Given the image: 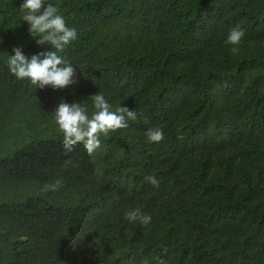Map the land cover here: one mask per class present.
<instances>
[{"label":"trees","instance_id":"obj_1","mask_svg":"<svg viewBox=\"0 0 264 264\" xmlns=\"http://www.w3.org/2000/svg\"><path fill=\"white\" fill-rule=\"evenodd\" d=\"M21 3L0 0V264H264V0H46L77 30L64 89L8 71L52 50ZM96 93L142 115L65 154L55 108Z\"/></svg>","mask_w":264,"mask_h":264},{"label":"clouds","instance_id":"obj_2","mask_svg":"<svg viewBox=\"0 0 264 264\" xmlns=\"http://www.w3.org/2000/svg\"><path fill=\"white\" fill-rule=\"evenodd\" d=\"M22 20L29 25L28 32L37 44H48L52 50L26 56L19 47L12 50L7 58L8 71L17 79H27L33 86L53 89H64L73 84L74 68L60 53L72 41L77 39V30L68 27L65 19L58 14L57 8L46 3V0H22L20 4ZM245 32L239 26L232 28L224 43L238 46ZM235 50V47L233 48ZM92 111L89 106L80 102L67 103L61 101L53 112V119L63 134L61 145L65 154L71 153L79 144L83 145L88 154L100 147L101 137H107L119 129L129 126L128 122L136 121L142 114L135 109L120 106L114 111L103 93L90 96ZM147 123V120L144 121ZM146 142L158 143L163 139L162 129L149 127L145 131ZM152 186H158L159 181L153 175L145 177ZM61 181L57 180L45 186V190L56 191ZM123 219L130 225L147 226L152 222V216L140 208H131L123 212Z\"/></svg>","mask_w":264,"mask_h":264}]
</instances>
